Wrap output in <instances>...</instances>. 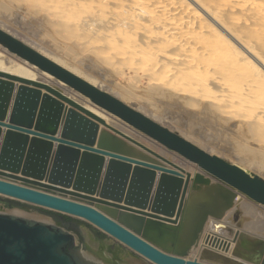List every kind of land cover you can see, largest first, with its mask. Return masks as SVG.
Here are the masks:
<instances>
[{"label":"bare ground","instance_id":"obj_1","mask_svg":"<svg viewBox=\"0 0 264 264\" xmlns=\"http://www.w3.org/2000/svg\"><path fill=\"white\" fill-rule=\"evenodd\" d=\"M42 2L45 5V7L42 6L43 8L51 11V7H53L55 15L61 18V21L63 20L62 25L66 22L75 35L78 34L84 39L86 38V42L96 43V47L99 46L101 52L109 56L113 54L112 58L114 59L119 56L121 61L129 64L128 67L134 70L146 63L150 67L149 63H153L155 74L161 71L163 73L164 68H167L168 72L171 70L175 79H177L176 75H180V77L182 75L181 79H183L186 77L185 74L195 70L199 60L213 61L216 58L222 60L232 58L240 62L238 67L242 70L241 72L245 70L248 72L244 73L247 75L246 77L248 74L252 76L254 86L264 87V0H42ZM51 12L54 16V11ZM0 30L11 37H16V40L96 89L111 95L107 92L109 89L96 87L98 84L96 78L81 71L72 63H68L69 61L18 37L13 31L6 29L3 24H0ZM0 45L3 47H0V73L31 82L41 81V84L49 87L52 103L51 117H55L51 125L39 130L37 127H32L31 124L14 123L11 116L8 118L0 114V128L8 133L13 131L18 135V138L8 135V133L4 138L0 135V173H5L7 175L5 177L12 175L28 180V182L14 178L8 180V178H2L4 175L0 174L1 196L24 202L27 205L40 206L46 210L66 214L90 223L116 243L132 250L140 257L128 255L129 262L125 264H168V262L155 258L156 253L149 247L162 251L170 258L169 264H264V240L239 237L238 233H234L232 240H220L218 235H221V232L229 237L234 231L227 227V224L218 221V218L216 221L207 222L206 228L201 234L198 245L199 253L206 261L191 260L185 257L187 249L192 245L196 246L198 231L203 227L206 214L214 209H202V212L198 213L199 215L196 214L198 216L188 214L190 207L188 203L184 204V194L188 187L189 176L185 177V174L180 172L183 171L181 169L178 171L169 166L143 161L144 157L128 147L120 138L115 139L116 149L126 157L124 163L132 165L130 168L135 172L131 178H126L124 182L123 175L120 174V169H123L122 165L113 164V161H109V157L90 155L87 152L81 153L83 148L93 147L91 146L92 141L82 139L69 141L64 136L68 124H73L79 131L92 130L93 133L96 132L94 139L100 134L99 131L103 126L110 127L121 136L125 135L111 126L108 117L110 113L93 104L89 97L17 54L7 51V47L3 43L0 42ZM176 45L178 48L175 47ZM195 58L198 60L197 62ZM123 67L125 66L123 65ZM235 68L237 67L235 66ZM150 71L152 72L153 69ZM152 73L148 77L155 75ZM169 75L172 76L170 73ZM153 77L151 76L152 80ZM156 77L155 79L159 78ZM252 78L249 80L252 81ZM0 79L5 83L10 81L16 89L21 87V81L10 80L4 76H0ZM46 79L51 82L50 85L46 84ZM249 82L247 84L241 82L239 87L247 90L246 85ZM63 83L82 94L90 103L85 100L87 103L81 104L78 95V99H76L63 94ZM254 86L253 88H255ZM55 93H59L66 100L57 97ZM114 98L130 107L128 97ZM59 101L61 102L59 103ZM132 109L141 113L138 104H134ZM7 113L11 115V110H7ZM142 115L149 118L144 113ZM164 128L170 131L169 128ZM181 132L172 133L208 155L217 156L211 153L209 145L198 143ZM67 147L72 148L70 153L66 149ZM185 159L199 166L197 162L186 157ZM223 160L248 175H256L246 169L247 167L253 168L254 166L251 165L254 162L249 163L244 159V166L241 167L231 160ZM150 173L155 178L152 190V183L149 182L150 185L147 183ZM208 175L216 179L211 174L208 173ZM257 175L255 177L259 178L260 176ZM138 176H140L139 181ZM161 176L163 180L165 179L162 181L165 184L163 187L158 185ZM192 180L190 189L193 188L195 181H204L209 183L207 189L210 192H216L214 190L216 185L214 183L210 185V179L206 181L205 178L197 174ZM261 180L264 181V178ZM42 186L51 187V190H44ZM54 188L113 201L144 213L158 215L161 219L120 210L68 193H61ZM222 195L226 199L232 198L229 192ZM35 208L37 209L35 211L16 210L14 214L38 219L43 216L44 218L41 219L44 223L51 224V215ZM259 215L258 208L252 206L243 208L238 205L234 209L232 223L235 221V227L239 229L246 228L250 230L248 232H258L259 230L263 234L264 229L261 230L259 224L262 218L259 219ZM186 228L191 232L188 235H183L180 239L176 238L172 247H168V236L166 237V235L169 230L181 231ZM218 241L221 245L219 249ZM228 249L230 255L226 253ZM82 251H80V255L86 261L98 263L96 259Z\"/></svg>","mask_w":264,"mask_h":264},{"label":"rangeland","instance_id":"obj_2","mask_svg":"<svg viewBox=\"0 0 264 264\" xmlns=\"http://www.w3.org/2000/svg\"><path fill=\"white\" fill-rule=\"evenodd\" d=\"M42 4V0H0V24H3L6 29L13 31L18 37L26 39L36 46L45 48L47 51L65 59V61H69L68 63H72V65L78 67L81 71L93 76L97 79L99 84H97V88H107V90L109 89L107 92L117 98L128 97L131 103H129L130 107L133 108L134 104H138L142 114H146L153 121L169 128L170 131L176 133L182 131L187 136L198 141V143L209 145L213 155H217L222 159L231 160L241 167L244 166V159L246 161L248 160L247 162L249 163L254 162L253 165H251L254 166L253 168L247 167L246 169L253 174H258L257 176H260L259 178H264V87L260 85L257 87L254 86L252 76L248 74V77H246L247 75L244 73L247 74L248 72H246V70L241 72L242 70L239 69L238 63L240 64V62L237 59L236 61L232 58H229V60L225 58L224 60L216 58L217 61L216 59L213 61H205L204 59V61H198L195 58V61H198L197 63L195 62V70H191L190 73L185 74L186 77L183 79H181L182 75L181 77L180 75H176L177 79H175L174 75L170 72L171 70L168 72L167 68H164L165 71L163 70L165 73L161 71L160 73L158 72L159 74L156 73V75L154 73L155 66L153 63H149L151 69H149L150 67L146 63L134 70L128 67L129 64L121 61L122 59L119 58L118 55H116L118 57L115 56L116 59H114L112 58V56L114 57L113 54L109 56L101 52L99 46L96 47V43L86 42V38L84 39L78 34L75 35L66 22L62 25L63 20L61 21V18L55 15L56 12L53 7H51V11H54L55 19L53 13L49 9L43 8L45 5ZM177 46L178 45L175 47ZM0 47L3 48L1 45ZM7 51L9 50L7 49ZM15 57L17 56L15 55ZM123 65L125 67H123ZM234 65L238 69L235 68ZM152 69V72L155 74L151 75L154 76L153 80L151 76L148 77L152 73L150 71ZM169 73L172 75L171 77ZM155 76L159 78L155 79ZM250 77L252 81L249 80L251 79ZM46 82V84H51L49 80ZM241 82L245 84L249 82L248 85H246L247 90L239 87V83L242 84ZM253 86L255 88H253ZM257 88L259 90L258 92ZM44 89V86L38 87L24 82H21V87L16 89L10 81L5 83L0 79V113L4 114V117L10 118L11 116L12 120L15 122L18 121L21 125L29 123L32 127H37L39 130H41L40 126L46 127L47 125H51V122L55 120V117H51V94ZM62 91L63 94L67 96H73L76 99L79 98L81 104L90 103L82 94L73 90L66 84L63 85ZM250 91L252 92L250 93ZM60 102L61 101H59V103ZM7 110H11V115L7 113ZM12 113L14 114L12 115ZM108 117L111 121L109 122L111 126L125 136L117 134L115 130H111L110 127L107 128L108 126H103L99 131L100 134L94 139L92 134L79 132L74 129L75 127L73 125L67 127L64 136L69 141H74V139L77 138L83 140L88 138L93 140L91 144L93 147L89 149L88 147L83 148L81 153L87 152V154L90 153V155L96 154L99 155V157H109V161H113V164L122 165L121 168L125 170H123V177L129 179L135 172L130 168L132 165L124 163L126 157L121 155L122 153L116 149V143H114L115 139L120 138L132 150L139 152L140 155L144 157V159H142L143 161L156 165L169 166L178 171L181 169L183 171L180 172L184 173L185 177L186 175L189 176L188 187L184 194V204L188 203L190 207L188 210L189 215L195 216L198 213L200 214L202 209L214 208L210 212L211 214L208 213L209 215L206 214L205 216L203 227L198 231L196 246L192 245L189 247L185 253V257L191 260L206 261L205 258L200 255L198 245L200 244L201 234H203L207 222L210 220L216 221L217 218L218 221L227 224L228 226H226L234 231L232 236L229 237L221 232V235H218L220 240H232L234 233H238L237 235L239 237L264 240V231L262 232L263 234H261L259 230L258 232H248L250 230L246 228L239 229L235 227V221L232 223L236 206L239 205L243 208L244 206H252L253 208L259 209V219L262 218L259 224L261 230H263L264 204L257 203L244 194H239L237 190L231 186L229 187V185L217 178V180L211 178L208 173L201 170L200 166L188 161L180 153L167 148L162 143L129 125L119 117L113 114H109ZM7 133V131L0 128V135L3 138L7 136ZM95 133L96 132H94V134ZM8 135L15 136L17 134L13 131H9ZM66 149L69 153L72 151L70 147ZM185 171L188 173L186 174ZM196 173L205 178L206 181L210 179V185L212 183L216 185V189H214L216 192H210L207 189L209 183L204 181H195V183H193V188L190 189V185L193 181L192 179L197 175ZM3 175L4 174L1 176ZM2 178H8V180L12 179L11 177H5V175ZM149 178L151 179L152 190L155 178L151 173ZM162 181H165V179L163 180L161 176V179L158 181L159 186H162L159 184L160 182L163 183ZM42 187H44V190H51V187ZM228 192L231 193L230 196H232L230 199H226V197L222 195ZM174 193L177 196L176 191ZM0 197L10 199L1 195ZM20 203L25 204L24 202ZM30 206L37 207L45 214L55 213L67 216L49 209L46 210L40 206ZM16 210L21 211L17 208H13L8 209V212L14 213ZM67 217L94 227L90 223L84 222L78 218ZM41 218L44 217L41 216L39 218L40 221H43ZM232 225L234 228L231 227ZM188 228L181 231L169 230L168 235H166V237L168 236L167 246L171 248L176 238L180 239L183 235H188L191 232ZM107 237L111 239L109 236ZM219 242L220 241L217 242L218 249L221 246ZM126 249L131 251L130 253H132V255L130 256L139 257L132 250ZM82 252L88 253V255L95 259L93 250ZM226 253L230 255L229 249ZM119 256L121 258H128L124 253H119ZM122 261L119 264L126 263ZM97 262L100 263L98 260Z\"/></svg>","mask_w":264,"mask_h":264},{"label":"water","instance_id":"obj_3","mask_svg":"<svg viewBox=\"0 0 264 264\" xmlns=\"http://www.w3.org/2000/svg\"><path fill=\"white\" fill-rule=\"evenodd\" d=\"M0 42L3 43L10 52L17 54L21 58L62 80L75 90L83 93L90 98L93 104L109 112L110 114L119 117L129 125L162 143L167 148L175 150L186 158L197 162L201 169H203L205 172L211 174L215 178L236 189L240 193L249 197L251 200L264 204L263 180L244 173L243 171L239 170L238 168L234 167L233 165L217 156H211L201 151L197 147L189 144L179 136L170 132L163 126L147 118L131 107L123 104L111 95L96 89L95 87L86 83L85 81L63 69L62 67L56 65L49 59L45 58L41 54L37 53L33 49L29 48L25 44L21 43L20 41L16 40L15 38L11 37L1 30ZM0 76H4L5 78L10 80L15 79L17 81H21L38 87L44 86V88L48 92H51V89L49 87H46V85H43L40 82H31L23 79H17L13 75H5L3 73H0ZM55 95L63 100H66L65 97L61 96L59 93H55ZM0 114L4 116V114ZM68 125L71 126L73 124ZM48 126L49 125H47L46 127ZM41 128L44 127L40 126V129ZM74 129L77 130L76 128ZM79 132H86L87 134H92L94 137V133L92 130ZM12 136L14 137V135ZM15 137L18 138V135H15ZM85 141H90V139L87 138L85 139ZM91 141L93 142V140ZM120 170V174L123 175L124 168ZM0 174L2 175L3 173ZM123 176L122 180L124 182L126 177ZM8 177L28 182V180L25 178H19L12 175ZM139 177L140 176H138L137 178L138 181ZM149 182H151L150 178H148L147 180L148 185H150ZM148 185L147 187H149ZM160 185H162L161 187H163L165 184L162 183ZM56 190L63 193H68L72 196L82 197L103 205L118 208L120 210L147 215L158 220L161 219L158 215L144 213L137 209H133L131 207L121 205L113 201L90 197L75 191L66 192L63 190ZM75 244L76 239L72 233L54 224L31 220L12 214H0V264H96L91 263L90 261H86L80 255V251H85L87 249L85 247L76 248ZM149 248L156 253V256H154L155 258L163 262H168L169 264L170 258H168L162 251H157L153 249V247Z\"/></svg>","mask_w":264,"mask_h":264},{"label":"flooded vegetation","instance_id":"obj_4","mask_svg":"<svg viewBox=\"0 0 264 264\" xmlns=\"http://www.w3.org/2000/svg\"><path fill=\"white\" fill-rule=\"evenodd\" d=\"M13 208L30 211L37 210L35 207L20 203V201L0 197V214H8V209ZM11 214L22 216L14 213ZM49 215H51V224H54L75 236L76 248L85 247L87 249L85 251L93 250V256L100 262V264H119L122 260L123 263L129 262L126 258H121L119 253H124L125 256H128V254L132 255V253H130L131 251H128L126 248L122 247L113 240H108V237L101 233V231H98V229L67 216L55 213H51ZM22 217L39 221V219L34 217Z\"/></svg>","mask_w":264,"mask_h":264}]
</instances>
